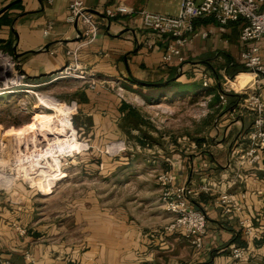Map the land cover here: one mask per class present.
Here are the masks:
<instances>
[{
    "label": "crops",
    "instance_id": "0c3cea01",
    "mask_svg": "<svg viewBox=\"0 0 264 264\" xmlns=\"http://www.w3.org/2000/svg\"><path fill=\"white\" fill-rule=\"evenodd\" d=\"M14 1L0 0V10ZM181 1L170 16L178 15ZM123 2L139 11L140 7L147 10L150 0ZM115 3L116 0H86L100 31L93 42L81 45L84 26L78 21L68 22L67 0L52 3L21 0L17 8L10 7L0 15L1 45L10 48L17 64L33 81L54 79L64 67L73 64L75 52L78 67L87 74L85 80L73 79L77 86L70 95L72 104L86 117L77 128L88 133L96 131L97 137L99 132L109 136L117 128L112 124L114 117L119 124L127 118L129 109L122 110L124 104L128 105L127 93L151 104L201 92L205 83L208 87L214 81L220 92L229 91L226 106L219 101L213 106V113L217 114L203 128L206 131L189 138L186 151L166 154V170L161 173L173 176V187L187 185L194 190L191 204L207 217L204 246L197 250L180 234L164 232L172 216L159 201L161 186L157 180L136 183L134 197L117 204L100 203L87 193L84 198L66 204L65 208L69 206L71 211L64 217L45 215L43 203L34 202L30 193L28 199L9 201L4 196L7 192L0 188L1 261L264 264V166L253 168L240 163L236 154L246 148L242 137L254 118L243 106L246 94L241 90L246 86L254 89L261 86L259 93L264 99V80L256 81L250 73L236 69L241 66L239 34L229 26L199 21L182 60L164 64L168 39L146 30L137 15L108 19L105 11ZM206 31L211 35L203 38L201 34ZM231 77L235 78L233 92L222 90L221 81ZM59 81L64 80L58 78L52 82ZM203 186L208 188L207 192L201 191ZM224 192L232 195L239 211L225 214L216 204ZM63 219L69 221L70 227L66 228ZM244 219L250 220V236L245 235L240 224ZM231 247L245 248L246 256L234 262Z\"/></svg>",
    "mask_w": 264,
    "mask_h": 264
},
{
    "label": "rangeland",
    "instance_id": "374dc122",
    "mask_svg": "<svg viewBox=\"0 0 264 264\" xmlns=\"http://www.w3.org/2000/svg\"><path fill=\"white\" fill-rule=\"evenodd\" d=\"M179 2L150 0L147 10L138 9L167 15ZM41 80H30L10 48L0 46V188L12 202L31 194L34 202L43 203L48 217H64L71 211L66 204L87 193L100 203L117 204L134 197L136 183L160 184L166 154L186 151L189 138L206 131L203 128L217 114L213 106L220 92L214 81L201 92L151 104L127 93L134 113L120 124L114 117L117 128L106 138L101 132L97 137L96 131L77 128L86 117L72 105L70 95L77 86L73 79ZM234 80L223 79L222 90L233 92ZM62 222L70 227L67 219Z\"/></svg>",
    "mask_w": 264,
    "mask_h": 264
},
{
    "label": "built area",
    "instance_id": "2783aa9c",
    "mask_svg": "<svg viewBox=\"0 0 264 264\" xmlns=\"http://www.w3.org/2000/svg\"><path fill=\"white\" fill-rule=\"evenodd\" d=\"M47 2L52 3L53 0H47ZM67 2L68 22H81L84 26V40L81 45L90 44L95 40L100 29L94 15L87 9L86 0H67ZM105 15L108 19L137 15L146 30L167 38L168 45L163 56L164 64H169L174 59L182 60L185 48L192 43L197 22L207 21L219 27H227L233 22L242 20L243 26L240 29L238 44L239 63L246 73L254 76L256 81L264 80V0H182L176 16L134 10L125 5L123 0H116L114 7L106 9ZM210 35L209 31L201 34L203 38H208ZM73 54V64L64 67L53 80L86 79L87 74L78 67L76 53ZM204 87H207L206 83ZM261 89L262 87L259 86L257 89L243 88L241 90L246 94L243 106L253 114L254 118L242 137L246 148L236 154L240 163H247L253 168L264 166V99L259 93ZM227 92L229 91L218 94L222 106L228 104ZM158 180L161 186L160 202L165 212L172 216V221L164 227V232L180 234L190 242L193 248L202 249L207 234V217L203 211L191 204L190 198L194 195V190L187 185L173 187L174 178L171 174H161ZM201 191L207 192L208 188L203 186ZM216 204L223 208L225 214L240 210L232 195L227 192L217 198ZM249 223V219L240 222L247 236L252 234ZM230 249L234 262L242 260L247 254L243 247ZM0 264L10 263L0 259Z\"/></svg>",
    "mask_w": 264,
    "mask_h": 264
},
{
    "label": "trees",
    "instance_id": "16d2710c",
    "mask_svg": "<svg viewBox=\"0 0 264 264\" xmlns=\"http://www.w3.org/2000/svg\"><path fill=\"white\" fill-rule=\"evenodd\" d=\"M20 4L19 3H17V4H14V5H12L11 6V8L10 9H15V8H17L18 6H19ZM208 23H211V22H208ZM213 23V22H212ZM231 29H232V31H234V33H236V34H239L240 33V29H241V27L243 26V21L242 20H239V21H237V22H233V23H231V24H229L228 25ZM3 42L0 40V45L2 44ZM239 72H246V70H239ZM128 108L129 109V111H128V115L130 114V115H132L134 112L132 111V109H131V107H129L128 105H123V107H122V110H123V108ZM74 124H75V122H74Z\"/></svg>",
    "mask_w": 264,
    "mask_h": 264
},
{
    "label": "water",
    "instance_id": "95a60500",
    "mask_svg": "<svg viewBox=\"0 0 264 264\" xmlns=\"http://www.w3.org/2000/svg\"><path fill=\"white\" fill-rule=\"evenodd\" d=\"M21 0H16L10 4H8L7 6H5L3 9L0 10V15H2L4 12H6L12 5L16 4V3H19ZM14 53L15 55L17 56L16 54V48H14Z\"/></svg>",
    "mask_w": 264,
    "mask_h": 264
},
{
    "label": "bare ground",
    "instance_id": "6f19581e",
    "mask_svg": "<svg viewBox=\"0 0 264 264\" xmlns=\"http://www.w3.org/2000/svg\"><path fill=\"white\" fill-rule=\"evenodd\" d=\"M251 76L254 78V76L251 74ZM41 120H46L44 117H41L40 118ZM67 124H68V122H67Z\"/></svg>",
    "mask_w": 264,
    "mask_h": 264
}]
</instances>
